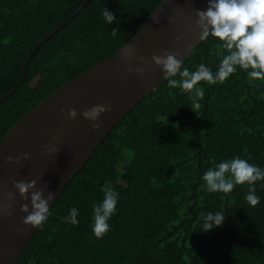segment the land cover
<instances>
[{"label":"trees","instance_id":"obj_1","mask_svg":"<svg viewBox=\"0 0 264 264\" xmlns=\"http://www.w3.org/2000/svg\"><path fill=\"white\" fill-rule=\"evenodd\" d=\"M83 1L0 0V98L31 49ZM160 1L88 0L34 50L0 102V139L48 94L121 48ZM104 9L115 22L107 24ZM218 43L201 41L182 69L203 63L215 73ZM198 86L196 113L189 95L165 79L143 97L66 184L14 264H264V181L254 185L255 207L247 184L230 193L201 187L209 168L236 156L264 169V81L249 83L238 69L223 83ZM105 187L118 203L110 230L96 238L93 205ZM73 207L79 223H63ZM209 212L223 213L224 222L203 232L200 217Z\"/></svg>","mask_w":264,"mask_h":264},{"label":"water","instance_id":"obj_2","mask_svg":"<svg viewBox=\"0 0 264 264\" xmlns=\"http://www.w3.org/2000/svg\"><path fill=\"white\" fill-rule=\"evenodd\" d=\"M84 0L64 21L54 27L26 56L15 85L0 98H7L23 76L34 50L63 27L86 4ZM208 0H161L138 31L115 53L67 81L38 104L26 112L0 139V203H8L7 193L15 195L11 218L0 213V264H14L28 240L40 226H27L22 220L27 215L20 211L23 200L9 182L37 180V189L55 193L49 209L63 188L79 171L95 148L112 128L148 93L164 79L161 67L151 62L153 54L165 51L180 52L182 61L202 40L196 27V10H206ZM180 38L177 43V38ZM191 44L188 48L186 45ZM136 50V56L145 57L147 63L143 76L129 71V65H139L136 59L124 61V53ZM110 104L112 110L102 113L100 128L93 130L92 124L80 113L94 105ZM69 109H76L75 120L66 118ZM45 145L55 146L57 152L46 154ZM29 155L28 160L22 154ZM8 156H21L19 163H9ZM17 229H24L23 234Z\"/></svg>","mask_w":264,"mask_h":264},{"label":"clouds","instance_id":"obj_3","mask_svg":"<svg viewBox=\"0 0 264 264\" xmlns=\"http://www.w3.org/2000/svg\"><path fill=\"white\" fill-rule=\"evenodd\" d=\"M102 16L107 24L115 22L114 15L104 9ZM196 27L200 30L199 38L204 41L209 37L216 39L219 43L217 47L222 50V56L218 65V70L213 71L201 63L196 71H190L188 68L182 69V60L180 52L165 51L160 55L153 54L151 62L162 68L164 79L167 81V87L179 88L183 93L189 95L192 101L190 108L196 113L201 108L200 100L204 97V88L198 85L201 82L208 85L223 83L237 70H242L247 74L249 83L253 81H264V0H208L206 10H196ZM118 29H113L111 35L117 36ZM180 38H177L179 43ZM190 48L191 44L186 45ZM136 59L140 66L132 68L129 65V71H135L143 76L146 72L147 63L145 57L136 56V50L129 48L124 53V61L128 63ZM179 76V79L175 77ZM112 110L110 104L94 105L91 108L83 110L80 115L86 120L97 122L102 113ZM77 117L76 109H69L66 118L75 120ZM93 130H98L100 124L93 123ZM46 154L51 155L58 150L55 146L45 145ZM24 160L30 157L27 153L22 154ZM9 163H19L21 156H8ZM202 188L208 192L230 193L237 185H249L246 202L255 207L260 203L259 197L255 194V183L264 181V169L251 164L248 160L239 156L222 161L214 168H209L202 177ZM9 182L19 193L20 197L28 201L29 193L31 211L29 204L23 203L20 211L27 215L22 220L25 227L37 226L44 223L49 215V203L54 199L55 193L48 192L45 198L44 189H37V180L17 181L10 178ZM104 196L102 202L93 205V223L92 232L96 238H102L109 230L108 221L115 214L118 203V193L111 187L102 189ZM8 203H0V213H6L9 218L12 216L15 195L9 191L7 193ZM78 209L73 207L67 216L63 217V223L77 225ZM203 220V232H208L213 228L222 226L224 214L221 212H209L201 214ZM23 234L24 229H17Z\"/></svg>","mask_w":264,"mask_h":264},{"label":"rangeland","instance_id":"obj_4","mask_svg":"<svg viewBox=\"0 0 264 264\" xmlns=\"http://www.w3.org/2000/svg\"><path fill=\"white\" fill-rule=\"evenodd\" d=\"M34 82H35V80L33 81V83H34ZM33 83H32V84H33Z\"/></svg>","mask_w":264,"mask_h":264}]
</instances>
